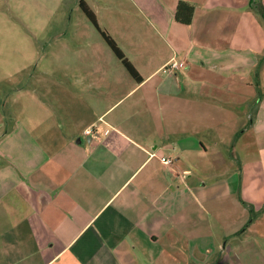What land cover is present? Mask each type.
<instances>
[{
    "label": "crops",
    "instance_id": "obj_1",
    "mask_svg": "<svg viewBox=\"0 0 264 264\" xmlns=\"http://www.w3.org/2000/svg\"><path fill=\"white\" fill-rule=\"evenodd\" d=\"M91 1L141 81L105 42L0 103V264H264V0Z\"/></svg>",
    "mask_w": 264,
    "mask_h": 264
},
{
    "label": "rangeland",
    "instance_id": "obj_2",
    "mask_svg": "<svg viewBox=\"0 0 264 264\" xmlns=\"http://www.w3.org/2000/svg\"><path fill=\"white\" fill-rule=\"evenodd\" d=\"M79 1L0 0V103L5 111L16 89L39 88L35 84L44 77L43 63L89 62L98 55L97 45L106 44ZM84 1L91 8L92 1Z\"/></svg>",
    "mask_w": 264,
    "mask_h": 264
},
{
    "label": "trees",
    "instance_id": "obj_3",
    "mask_svg": "<svg viewBox=\"0 0 264 264\" xmlns=\"http://www.w3.org/2000/svg\"><path fill=\"white\" fill-rule=\"evenodd\" d=\"M251 3H252V0H251ZM79 6L82 9V11L85 13V15L88 17V19L91 21V23L94 25V27L100 32L101 36L103 37L107 45L111 48V50L116 55V57L123 63V65L128 70V72L131 74V76L136 81L140 82L141 77L139 76V73L133 67L131 62L126 58V56L121 51L117 43L113 40V38L106 31L100 28L98 21H97L96 14L90 8V6L84 0L79 1ZM256 10L264 21L263 6L261 4H257ZM193 16H194L193 6L189 5L186 2H180L176 10V15H175L176 21L182 24L190 25L193 21ZM250 213H251V218H250L249 223H251L257 217V213L253 210V208H250Z\"/></svg>",
    "mask_w": 264,
    "mask_h": 264
},
{
    "label": "built area",
    "instance_id": "obj_4",
    "mask_svg": "<svg viewBox=\"0 0 264 264\" xmlns=\"http://www.w3.org/2000/svg\"><path fill=\"white\" fill-rule=\"evenodd\" d=\"M179 68V64L177 61H172L170 62L165 68H164V72H168L169 70H175ZM162 161L165 163V164H171L172 161L170 159H166V158H163Z\"/></svg>",
    "mask_w": 264,
    "mask_h": 264
}]
</instances>
